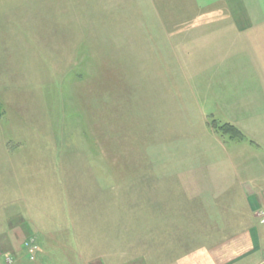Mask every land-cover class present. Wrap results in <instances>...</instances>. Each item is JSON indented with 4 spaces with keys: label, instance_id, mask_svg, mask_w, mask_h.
Wrapping results in <instances>:
<instances>
[{
    "label": "rangeland",
    "instance_id": "rangeland-1",
    "mask_svg": "<svg viewBox=\"0 0 264 264\" xmlns=\"http://www.w3.org/2000/svg\"><path fill=\"white\" fill-rule=\"evenodd\" d=\"M245 4L264 21V0ZM240 17L232 0H0V264L140 263L154 235L164 257L178 171L202 210L215 123L244 86L264 99L258 54L248 74L202 75L208 26Z\"/></svg>",
    "mask_w": 264,
    "mask_h": 264
},
{
    "label": "crops",
    "instance_id": "crops-1",
    "mask_svg": "<svg viewBox=\"0 0 264 264\" xmlns=\"http://www.w3.org/2000/svg\"><path fill=\"white\" fill-rule=\"evenodd\" d=\"M245 1L232 0L234 9L242 18L216 21L208 26L216 30L202 37V50L208 49L207 56L211 58H208L211 61L208 66L206 59L202 60V75L212 76V69L215 70L216 80H220L219 77L223 75L245 74L242 69L248 74L251 64L245 60L248 57L252 59L254 53L259 56V67L264 65V21L249 18ZM246 12L247 18L244 15ZM254 62L257 65L256 57ZM254 70L255 73L261 74L258 69ZM231 86L225 89L233 97L242 87L238 84ZM244 88L242 92L245 93L246 99L240 102V110H230V116L226 115L228 118L224 117V122L238 128L245 135V140L240 141V144L238 140L227 136L216 137V145L203 151L202 164L196 166L202 169V183L196 186L202 189V197H198L202 200V210H190L192 197L188 195L192 190L191 193L186 190V187L191 186H186L183 175L187 170L178 171L179 182H176L180 193L173 204L179 203L182 207L177 212L172 210V220L173 228L179 229L182 226L183 234L181 237L167 239L164 243L166 250L161 253L165 254L164 257H159L154 248V235L150 246L151 259L147 261V258H142V263H108V259L104 258V263L90 261L37 264H264V225L259 223L257 217V212L264 210V99H251L246 95L249 93V87ZM262 89L264 90V87ZM259 101L260 103H255ZM206 153L207 160L215 158L214 163H208L204 157ZM173 165L168 166L170 168ZM184 166L192 167L193 172L198 171L193 166ZM173 180L175 181L174 178ZM158 187L167 189L170 186L161 184ZM181 189L186 191L187 196ZM167 200L165 203L169 204ZM162 202L161 198L152 204ZM172 213L160 214L159 211H150L149 214L143 215H147L151 225L153 221L161 220L166 221L163 223L167 226V220ZM154 228L157 229L156 223ZM168 229L169 225L166 227V230ZM155 240L158 242L157 235Z\"/></svg>",
    "mask_w": 264,
    "mask_h": 264
},
{
    "label": "trees",
    "instance_id": "trees-1",
    "mask_svg": "<svg viewBox=\"0 0 264 264\" xmlns=\"http://www.w3.org/2000/svg\"><path fill=\"white\" fill-rule=\"evenodd\" d=\"M215 127V132L223 137L228 136L229 138L235 140H245V135H243V133L238 128L231 125L230 123H223V125H220V123L217 122L215 123Z\"/></svg>",
    "mask_w": 264,
    "mask_h": 264
},
{
    "label": "built area",
    "instance_id": "built-area-1",
    "mask_svg": "<svg viewBox=\"0 0 264 264\" xmlns=\"http://www.w3.org/2000/svg\"><path fill=\"white\" fill-rule=\"evenodd\" d=\"M257 217H258L259 223L261 225H264V210H260L259 212H257ZM31 252L32 253L34 252L33 247H31Z\"/></svg>",
    "mask_w": 264,
    "mask_h": 264
}]
</instances>
